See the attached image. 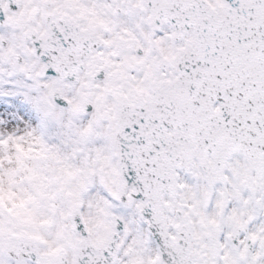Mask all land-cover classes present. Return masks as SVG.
<instances>
[{"label":"snow or ice","instance_id":"snow-or-ice-1","mask_svg":"<svg viewBox=\"0 0 264 264\" xmlns=\"http://www.w3.org/2000/svg\"><path fill=\"white\" fill-rule=\"evenodd\" d=\"M0 264H264V0H0Z\"/></svg>","mask_w":264,"mask_h":264}]
</instances>
